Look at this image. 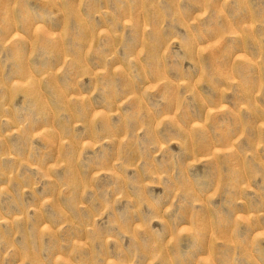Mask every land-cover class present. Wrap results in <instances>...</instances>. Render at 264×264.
Wrapping results in <instances>:
<instances>
[{"label":"rangeland","instance_id":"obj_1","mask_svg":"<svg viewBox=\"0 0 264 264\" xmlns=\"http://www.w3.org/2000/svg\"><path fill=\"white\" fill-rule=\"evenodd\" d=\"M0 264H264V0H0Z\"/></svg>","mask_w":264,"mask_h":264}]
</instances>
